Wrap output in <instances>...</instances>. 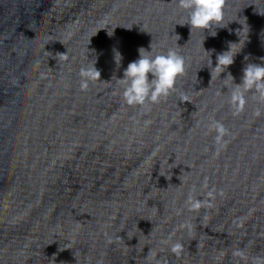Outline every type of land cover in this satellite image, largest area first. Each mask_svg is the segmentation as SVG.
<instances>
[{"label": "water", "instance_id": "95a60500", "mask_svg": "<svg viewBox=\"0 0 264 264\" xmlns=\"http://www.w3.org/2000/svg\"><path fill=\"white\" fill-rule=\"evenodd\" d=\"M185 16L178 0H0V264L264 257V99L245 92L239 114L230 102L246 64H264V0H227L215 37ZM152 44L184 55L186 73L150 110L129 107L118 80ZM92 60L101 81L81 90Z\"/></svg>", "mask_w": 264, "mask_h": 264}, {"label": "clouds", "instance_id": "9594fccd", "mask_svg": "<svg viewBox=\"0 0 264 264\" xmlns=\"http://www.w3.org/2000/svg\"><path fill=\"white\" fill-rule=\"evenodd\" d=\"M226 2L227 0H178V8L186 13V16L178 24L181 26L189 25L191 34L193 31H200L204 35L207 31L210 36L215 37L217 35L215 29L223 28L221 25L225 19ZM241 25H243V30L237 29V34L240 37L241 33L245 32V24ZM248 31L247 26V33ZM109 36L111 35L109 34ZM241 43L242 40L239 44L229 42L228 50L216 55V66L211 68L212 77L213 73L220 76L234 64L235 57L240 52L235 49ZM150 47L151 51L143 47L138 49L139 58L128 64L123 73L124 78L118 80L123 85L122 99L129 107L150 110L152 105L159 104L177 91L178 81L186 73L187 60L176 49L169 48L165 53L153 55V44ZM113 51L115 61L119 64L122 56L118 50L114 49ZM244 59L248 61L249 57L245 56ZM92 61L94 62L80 68L81 90H86L92 81H101V72L95 66L96 61ZM229 80L234 82L231 72H227V77L223 81ZM230 91V102L235 109V114H239L245 106V92L251 91L264 99V64L247 63L243 68L242 84L235 85V88ZM183 98L186 100L187 96ZM216 129V141L219 143L225 129L220 124H216ZM208 195L211 196L212 193L209 192ZM185 203L191 210H199L205 202L190 194ZM181 227H185V225H181ZM182 248L183 245L180 242L171 245V251L177 255L180 254ZM243 254V252L234 253L238 256ZM149 255L151 256L152 253L149 252ZM253 264H264V257H255Z\"/></svg>", "mask_w": 264, "mask_h": 264}]
</instances>
